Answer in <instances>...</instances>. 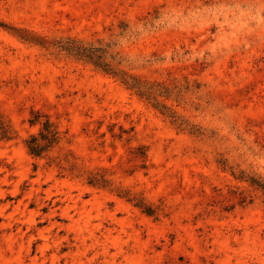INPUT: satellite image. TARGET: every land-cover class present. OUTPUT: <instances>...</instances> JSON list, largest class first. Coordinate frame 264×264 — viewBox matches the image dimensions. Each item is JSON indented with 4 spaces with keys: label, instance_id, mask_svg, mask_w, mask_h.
I'll list each match as a JSON object with an SVG mask.
<instances>
[{
    "label": "rangeland",
    "instance_id": "obj_1",
    "mask_svg": "<svg viewBox=\"0 0 264 264\" xmlns=\"http://www.w3.org/2000/svg\"><path fill=\"white\" fill-rule=\"evenodd\" d=\"M0 264H264V0H0Z\"/></svg>",
    "mask_w": 264,
    "mask_h": 264
},
{
    "label": "trees",
    "instance_id": "obj_2",
    "mask_svg": "<svg viewBox=\"0 0 264 264\" xmlns=\"http://www.w3.org/2000/svg\"><path fill=\"white\" fill-rule=\"evenodd\" d=\"M49 127L50 126L48 124L45 125V130L47 132L49 131ZM48 134H50V133L48 132L47 134L43 135V139H47L48 138ZM36 140L37 139H35V138L31 140V144L33 143V146L31 148V151H32V153H34L36 155H39L41 153V148L42 147L39 144H37Z\"/></svg>",
    "mask_w": 264,
    "mask_h": 264
}]
</instances>
